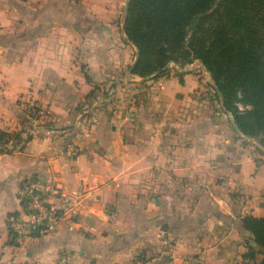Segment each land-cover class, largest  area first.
Returning a JSON list of instances; mask_svg holds the SVG:
<instances>
[{
	"label": "crops",
	"instance_id": "1",
	"mask_svg": "<svg viewBox=\"0 0 264 264\" xmlns=\"http://www.w3.org/2000/svg\"><path fill=\"white\" fill-rule=\"evenodd\" d=\"M121 5L0 0V129L32 134L23 150L0 146V264H259L264 249L243 257L254 242L241 218L264 217V150L201 66L131 72ZM31 101L45 114L28 127ZM34 174L83 197L75 223L19 244L9 222Z\"/></svg>",
	"mask_w": 264,
	"mask_h": 264
},
{
	"label": "trees",
	"instance_id": "2",
	"mask_svg": "<svg viewBox=\"0 0 264 264\" xmlns=\"http://www.w3.org/2000/svg\"><path fill=\"white\" fill-rule=\"evenodd\" d=\"M124 32L139 50L131 72L142 78L169 75L172 61L181 67L201 61L224 110L264 149V0H129ZM24 123L31 127L30 119ZM31 139L26 128L0 129L2 147L11 142L23 150ZM241 221L254 242H246L243 257L252 261L264 249V217Z\"/></svg>",
	"mask_w": 264,
	"mask_h": 264
},
{
	"label": "built area",
	"instance_id": "3",
	"mask_svg": "<svg viewBox=\"0 0 264 264\" xmlns=\"http://www.w3.org/2000/svg\"><path fill=\"white\" fill-rule=\"evenodd\" d=\"M27 114L29 119L36 120L45 114V110L31 101ZM18 197L25 215L11 217L9 227L14 239L24 244L33 236L54 232L63 218L75 223L83 194L70 192L57 177L45 179L34 174L22 181ZM163 239L169 241L165 235ZM4 264L17 263L9 260ZM55 264H70V258L66 256Z\"/></svg>",
	"mask_w": 264,
	"mask_h": 264
},
{
	"label": "water",
	"instance_id": "4",
	"mask_svg": "<svg viewBox=\"0 0 264 264\" xmlns=\"http://www.w3.org/2000/svg\"><path fill=\"white\" fill-rule=\"evenodd\" d=\"M128 2H129V0H126V2H125V11L128 10ZM202 16H203L202 14H199V15H197V16L194 17V19H193V23H192V25L190 26L191 29H194V28L197 26V20H198L199 18H201ZM130 43L133 44L132 42H130ZM133 45H134V44H133ZM134 46H135V45H134ZM135 47H136V46H135ZM138 57H139V50H138V48L136 47V57H135L134 64L136 63ZM134 64H133V65H134ZM173 64H174V66L176 67L177 70L182 71V72H188V71L191 69V68L179 67L175 62H173ZM202 68L206 70V67L204 66L203 63H202ZM209 74H210V73H209ZM210 76H211V74H210ZM150 77H151V76H147V77H145V79H149ZM211 77H212V76H211ZM230 118H231V121H232V123H233V126H234L236 132H237L238 134L242 135V133L240 132V129H239L238 125H237V124L235 123V121H234V118H233L232 114H230ZM242 136H244V135H242ZM245 137H246V136H245ZM247 138H248V137H247ZM252 140H253V139H252ZM253 141L256 143V145H257L259 148H261L262 150H264V149L262 148V146H261L257 141H255V140H253Z\"/></svg>",
	"mask_w": 264,
	"mask_h": 264
},
{
	"label": "rangeland",
	"instance_id": "5",
	"mask_svg": "<svg viewBox=\"0 0 264 264\" xmlns=\"http://www.w3.org/2000/svg\"><path fill=\"white\" fill-rule=\"evenodd\" d=\"M120 2H122V5H121V8H120V16H121V18L119 19L118 18V20L116 19V17H115V15H114V20H116L117 22H121V24H122V27H123V30H124V25H125V20H126V15H127V12H128V10L127 11H125V2H126V0H120ZM128 4H129V2H128ZM125 33V32H124ZM126 35V34H125ZM126 38H127V36H126ZM178 65V64H177ZM179 66V65H178ZM200 66L202 67V62L201 61H199V60H195L194 62H192V63H190V64H187L186 66H184V68H191V69H199L200 68ZM168 67H170L171 69L173 68V69H176V67L174 66V64H173V61L172 62H170L169 64H168ZM179 67H181V66H179ZM207 71V70H206ZM35 103H37V104H39L37 101H34ZM43 108V107H42ZM44 109V108H43Z\"/></svg>",
	"mask_w": 264,
	"mask_h": 264
}]
</instances>
